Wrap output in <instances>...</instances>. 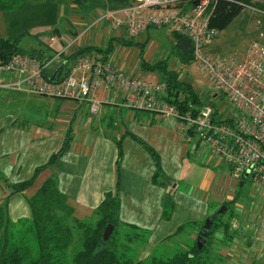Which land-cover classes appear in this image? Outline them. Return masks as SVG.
<instances>
[{
  "label": "crops",
  "instance_id": "1",
  "mask_svg": "<svg viewBox=\"0 0 264 264\" xmlns=\"http://www.w3.org/2000/svg\"><path fill=\"white\" fill-rule=\"evenodd\" d=\"M21 2L14 10H8L0 0V37L17 36L29 30L34 34L35 44H41L33 49L35 57L41 61L52 57L46 72L50 77L59 73L64 58L69 59L67 66L72 70L80 52L86 48L93 56L110 60L114 67L132 77L160 82L166 76V69L163 71L157 64L171 59L164 58L166 51L156 40L150 43L153 27L129 37L124 28L102 21L78 41L68 42L76 39L89 22L110 10L105 6L106 0H91L89 6L87 2L76 4L65 0L69 4L66 14L59 9L62 0ZM190 7L187 3L184 8ZM66 16L73 18L72 27L67 25L66 20L71 19ZM44 32L48 34L42 37L40 34ZM51 36L55 38L53 41ZM214 45L216 48V42ZM61 51L62 56H57ZM171 61L174 68L167 71L178 74L182 80L178 63L175 59ZM1 78L7 81L17 76L3 74ZM10 91L9 100L13 95H22L26 101L17 113L5 112L0 107V204L6 207L5 216L11 222L32 220L28 197L48 178H55L57 187L80 218L92 217L106 194L116 193L120 200V220L150 231L141 255L145 258L184 223L193 221L197 225L214 212L212 207L216 203L235 200L227 188L221 190L216 183L232 181L229 168L225 165V172L222 170L224 162L219 156L212 154L193 134L180 132L174 118L131 107L123 90L107 84L100 87L97 94L103 102L96 115L90 114L85 102ZM30 101L47 107L49 117L39 120ZM0 104H4L2 97ZM135 137L160 156L164 170L162 183L153 179L156 172L153 156ZM66 138L69 139L67 150L39 174L31 187L15 192L13 184L31 179L36 168L60 151ZM218 166L220 169L214 171ZM169 197L173 198L174 207L171 216L165 218L164 202ZM263 200L264 196L260 213L251 221L237 220V227L231 224L235 236L221 244L224 261L218 264H264ZM196 225L188 228L189 242L196 238L194 227L199 228ZM236 244L240 245L239 249Z\"/></svg>",
  "mask_w": 264,
  "mask_h": 264
},
{
  "label": "built area",
  "instance_id": "2",
  "mask_svg": "<svg viewBox=\"0 0 264 264\" xmlns=\"http://www.w3.org/2000/svg\"><path fill=\"white\" fill-rule=\"evenodd\" d=\"M184 1L191 7L180 6ZM198 1V4H195ZM216 0H134L130 5L106 10L75 39L102 21L124 28L129 37L143 34L151 27H167L191 42L192 62L209 80L215 96L225 100L215 109L210 103L197 105L188 101L186 108L167 98V84L132 77L110 61L86 52L81 54L71 72L60 80L46 75L52 60L41 61L29 53L0 56V87L41 96L68 98L85 102L92 115L99 113L102 99L97 90L103 85L126 92L127 103L177 121L180 132L193 134L206 144L212 154L222 158L233 179L244 181L251 177L264 187V42L256 41L243 57L225 56L208 50L220 31L209 23ZM260 0H252V2ZM243 7L264 14L253 3L240 2ZM55 38L51 36L50 40ZM72 38L71 41L75 42ZM71 43V42H70ZM63 51L57 56H62ZM14 74L16 79L3 80L1 75ZM212 104V103H211ZM264 201V200H263ZM233 227L238 221H232Z\"/></svg>",
  "mask_w": 264,
  "mask_h": 264
},
{
  "label": "trees",
  "instance_id": "3",
  "mask_svg": "<svg viewBox=\"0 0 264 264\" xmlns=\"http://www.w3.org/2000/svg\"><path fill=\"white\" fill-rule=\"evenodd\" d=\"M76 4H84L89 0H72ZM134 0H106L105 6L110 10L126 7ZM253 3L264 9V0L252 2V0H216L210 4L212 14L209 23L220 31L226 29L230 23L244 10L238 2ZM2 8V6H0ZM175 39L185 38L179 33H172ZM21 35L0 37V56L7 58L14 53L24 52L20 47ZM89 52V48L82 50L80 55ZM90 53V52H89ZM192 59L191 53L183 54ZM35 57V53H30ZM79 55V56H80ZM37 58V57H35ZM49 57L42 61L51 60ZM69 59L64 58L60 64L59 73L49 76L52 80H60L67 76L71 67L67 66ZM168 63L161 61L157 64L165 68ZM164 82L167 84V98L177 103V97L183 94L184 101L179 104L186 108L188 101L198 106L201 100L198 97L195 86L184 79H180L176 73L168 72ZM150 152L154 158L156 172L154 181L162 175L160 156L152 147L141 139L135 137ZM69 147V139L66 138L59 152L52 155L48 163L36 168L31 179L13 184L15 192H23L31 187L39 174L48 168ZM121 158V152H120ZM118 161L117 171H119ZM28 202L32 210V220L11 222L5 216V206L0 204V264H218L224 261L220 253L221 244L230 242L234 238L235 230H232V222L225 220L229 210V204L223 213L215 210L209 217L214 219L210 227V233L201 249L196 240L189 242L187 232L193 221L181 225L171 236L162 241L161 246L175 247L173 253L150 254L142 258V252L146 249L150 231L136 225L124 223L119 218L120 200L116 193H107L101 204L94 210L92 217L80 218L74 208L68 203V197L57 187L54 177L48 178L38 190L30 197ZM163 216H171L174 200L169 197L164 202ZM114 228L108 240L103 239L105 228L108 224ZM194 230L199 234L205 226V220L197 224ZM217 232L218 236H213ZM185 232V233H184ZM181 233L185 236L181 237ZM213 237V238H212ZM210 238L212 240H210Z\"/></svg>",
  "mask_w": 264,
  "mask_h": 264
},
{
  "label": "rangeland",
  "instance_id": "4",
  "mask_svg": "<svg viewBox=\"0 0 264 264\" xmlns=\"http://www.w3.org/2000/svg\"><path fill=\"white\" fill-rule=\"evenodd\" d=\"M21 1L22 0H2L3 8L8 10H14L18 6H20V4L22 3ZM90 2L91 0L87 1L88 6ZM61 3L63 5L59 9L61 12L65 11L66 14L67 11L66 6H69V4L66 3L65 0H62ZM181 3L182 4L180 6L182 7L187 4L184 1H182ZM254 6L261 8L260 6L257 5ZM69 9L70 7L68 8V10ZM66 17L71 19L70 21L66 20V23L69 27H72L71 25L74 24L73 18L71 16H66ZM62 25L65 24L62 23ZM22 34L24 36L22 37V40L19 43V45L21 48L24 49L26 53L29 54L33 53L34 51L33 49H37V47L41 46V44L39 43L38 46L35 44L36 39L34 37V34H32L29 30L28 32ZM47 34H48L47 32H44L43 34L40 35H42L43 37ZM70 35L73 37L72 34ZM151 37L153 40L151 39L150 43L156 40L159 46L161 47V49L166 51V56L164 58H170L171 60L173 59L176 60V63H178V67H179L178 70L181 72L182 75L181 78L185 79V81L191 82L195 86V88L199 91V93L197 94L202 103H208V104L212 103L213 107L217 109L220 106V102L222 100L227 101L225 100V96L221 94L215 96L214 91L209 86L208 77L200 69L197 68V66L192 62V60L189 57H186V55L181 54V50L178 47H176L177 41H175V37L171 34V32L167 27L162 29L153 27L151 29ZM259 40L264 42V14H260L259 12L249 8H245L230 23V25L226 29L220 31V35L209 44L208 50L214 51L218 54L225 56L238 55L239 57H243L251 49L253 44ZM68 42L69 43L71 42L70 44L74 43L71 40H69ZM215 42L217 44L216 48L214 45ZM171 60L169 59L164 60L166 61V63H168V65L165 68H163V71L164 69L169 70L172 67L174 68V66H172L173 64ZM145 79L148 78L145 77ZM162 80H164V77L162 78ZM11 93L12 91L10 90L0 88V97H2L4 101V104H0V107H2V109L5 112L17 113V111L22 108V105L26 103V101H24L23 99L25 97L21 98L22 95H19V97L17 95H13L12 99L9 100V95ZM21 94L30 95V93H25V92H21ZM31 94L39 97L41 96L33 93ZM31 106L37 111L39 120H44L45 118L49 117V111L47 107H43V105L35 104L33 102H31ZM190 157L191 159L193 158V156ZM219 158L222 159L221 157ZM221 168L225 172L226 166L224 163H223V167ZM219 169L220 166L216 167L214 171L217 172ZM163 171L164 170L162 166V173ZM161 177L162 175L159 174L158 179L161 180ZM216 183L218 186L221 187L220 188L221 190L223 188H227V193L228 194L230 193L229 196L235 199L233 202H228L227 200V203L229 204V210L227 212L225 220L228 221L229 219L231 220V222L233 219H236L239 222L240 221L242 222L244 220L251 221V218L254 215H257L256 213H260L261 205L263 206L262 198L264 196V187L254 182L251 177H245L244 183L242 185H240V181L233 178L232 181L228 184L227 183L219 184V180ZM226 196L228 195L226 194ZM221 206L222 203L220 204L216 203L212 207V209L214 211L219 210ZM217 232L218 231H216L213 236H218ZM183 236L185 235L181 233V237ZM197 236L198 234H196V238L194 240H197ZM210 240L212 239L210 238ZM235 246L238 249L240 247L239 244H236ZM174 251H175V247H170V246L164 247L159 245L158 247L152 249L151 254H159V253L169 254V253H173Z\"/></svg>",
  "mask_w": 264,
  "mask_h": 264
},
{
  "label": "water",
  "instance_id": "5",
  "mask_svg": "<svg viewBox=\"0 0 264 264\" xmlns=\"http://www.w3.org/2000/svg\"><path fill=\"white\" fill-rule=\"evenodd\" d=\"M198 1H195V4H198ZM191 42L186 39V38H180L178 39V41L176 42V47H178L183 53L188 54L191 52ZM210 106H212V104H210ZM244 183V181L240 182V185H242ZM228 208L226 205H222L219 210L218 213H223L224 211H226ZM214 222V219L211 217L206 218L205 220V226L200 230L198 236H197V240H196V244L198 246L199 249H201L203 247V245L205 244L206 238L210 233V227L212 226ZM114 225L113 224H108L107 227L105 228L104 234H103V239L104 240H108L110 238V235L112 234Z\"/></svg>",
  "mask_w": 264,
  "mask_h": 264
},
{
  "label": "bare ground",
  "instance_id": "6",
  "mask_svg": "<svg viewBox=\"0 0 264 264\" xmlns=\"http://www.w3.org/2000/svg\"><path fill=\"white\" fill-rule=\"evenodd\" d=\"M119 9V8H118ZM115 10V9H114Z\"/></svg>",
  "mask_w": 264,
  "mask_h": 264
}]
</instances>
